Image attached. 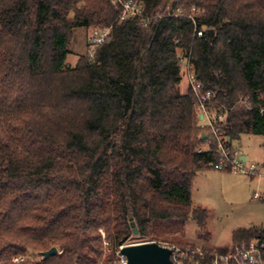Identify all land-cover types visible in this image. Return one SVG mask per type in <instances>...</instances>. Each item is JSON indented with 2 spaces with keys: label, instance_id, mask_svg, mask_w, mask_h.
<instances>
[{
  "label": "trees",
  "instance_id": "obj_1",
  "mask_svg": "<svg viewBox=\"0 0 264 264\" xmlns=\"http://www.w3.org/2000/svg\"><path fill=\"white\" fill-rule=\"evenodd\" d=\"M133 1L145 26L118 23L110 0H0V264H98L99 232L117 252L131 223L158 242L191 219L207 239L190 189L216 154L197 153L208 135L179 91L187 57L228 148L264 138V0ZM93 28L110 41L69 67L70 34ZM254 238L262 228L232 244Z\"/></svg>",
  "mask_w": 264,
  "mask_h": 264
},
{
  "label": "rangeland",
  "instance_id": "obj_2",
  "mask_svg": "<svg viewBox=\"0 0 264 264\" xmlns=\"http://www.w3.org/2000/svg\"><path fill=\"white\" fill-rule=\"evenodd\" d=\"M91 29H75L70 34L68 49L70 54L66 64L73 67L79 56L87 54L88 38ZM180 93L187 91V83L182 79ZM242 105V103H240ZM207 134V130H202ZM203 144L200 148H205ZM232 149V150H231ZM231 152L246 156L258 176H247L234 171H217L213 169L197 173L191 184L192 208L200 207L206 211L207 218L204 233L207 239L198 237V228L191 219L178 232L157 234L151 241L148 237L132 235L123 242L124 246L155 242L161 245L200 247L213 251H227L232 245L233 233L239 229L264 227V203L253 199L254 193L264 191V138L257 135H241L231 143ZM101 258L98 264H122L118 252L112 253L102 231Z\"/></svg>",
  "mask_w": 264,
  "mask_h": 264
},
{
  "label": "built area",
  "instance_id": "obj_3",
  "mask_svg": "<svg viewBox=\"0 0 264 264\" xmlns=\"http://www.w3.org/2000/svg\"><path fill=\"white\" fill-rule=\"evenodd\" d=\"M110 3L112 7L119 10L118 23H122L129 19H138L142 26L148 23V17L145 14V6L142 2L133 0H110ZM191 11L193 12V9ZM189 18L192 19V15H190ZM110 33L109 28L101 30L93 28L90 30L87 45V54L90 57L94 54V49L97 46L110 41ZM196 36L201 37L202 32L197 31ZM182 70L183 79H185L187 86H189L197 96L198 118L201 117V119H199L200 129H206L208 135L207 146L205 148H199L197 153L206 152L209 149V145H214L216 160L211 166L213 170H228L240 172L247 176H258L256 169L252 165L244 166L245 163H247L245 157H242L240 153L235 151L231 152L227 146L228 138L217 133L215 127L216 116L210 109L214 94L210 91L200 94L201 85L196 82L191 73L189 57L182 60ZM217 119L218 121L223 120L220 117ZM252 197L256 200H262L264 203V191L261 193H254ZM158 245L171 250L170 260L172 264H264L262 254L264 245L259 238L232 244L227 251H213L200 247L179 248L177 246ZM122 247L124 246H120L117 252L122 259V264H126L125 258L119 253ZM12 261L16 263L22 261V259L14 258Z\"/></svg>",
  "mask_w": 264,
  "mask_h": 264
},
{
  "label": "water",
  "instance_id": "obj_4",
  "mask_svg": "<svg viewBox=\"0 0 264 264\" xmlns=\"http://www.w3.org/2000/svg\"><path fill=\"white\" fill-rule=\"evenodd\" d=\"M201 140H205L204 134L201 135ZM130 226L132 228V235L137 236V230L134 228V224L131 223ZM262 230L264 232V227ZM119 253L125 258L126 264H172L170 260L171 250L155 242L127 245L120 248ZM56 254V248H51L42 253L41 257L42 259H47Z\"/></svg>",
  "mask_w": 264,
  "mask_h": 264
},
{
  "label": "crops",
  "instance_id": "obj_5",
  "mask_svg": "<svg viewBox=\"0 0 264 264\" xmlns=\"http://www.w3.org/2000/svg\"><path fill=\"white\" fill-rule=\"evenodd\" d=\"M242 157H245L246 158V156H244V155H242ZM246 160H247V158H246Z\"/></svg>",
  "mask_w": 264,
  "mask_h": 264
}]
</instances>
